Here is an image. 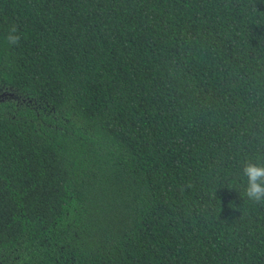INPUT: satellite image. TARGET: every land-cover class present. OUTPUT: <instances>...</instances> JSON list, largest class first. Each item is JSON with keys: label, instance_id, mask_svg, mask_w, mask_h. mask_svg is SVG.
<instances>
[{"label": "trees", "instance_id": "1", "mask_svg": "<svg viewBox=\"0 0 264 264\" xmlns=\"http://www.w3.org/2000/svg\"><path fill=\"white\" fill-rule=\"evenodd\" d=\"M248 159L264 0H0V264H264Z\"/></svg>", "mask_w": 264, "mask_h": 264}, {"label": "clouds", "instance_id": "2", "mask_svg": "<svg viewBox=\"0 0 264 264\" xmlns=\"http://www.w3.org/2000/svg\"><path fill=\"white\" fill-rule=\"evenodd\" d=\"M21 35L13 26L8 30L5 42L9 46H18ZM243 195L253 204L264 206V162L246 160L241 168Z\"/></svg>", "mask_w": 264, "mask_h": 264}]
</instances>
